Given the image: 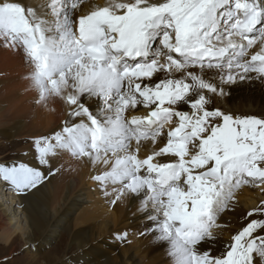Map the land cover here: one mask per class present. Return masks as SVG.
Here are the masks:
<instances>
[{
	"label": "snow or ice",
	"instance_id": "obj_1",
	"mask_svg": "<svg viewBox=\"0 0 264 264\" xmlns=\"http://www.w3.org/2000/svg\"><path fill=\"white\" fill-rule=\"evenodd\" d=\"M0 47L29 66L32 102L63 112L0 162L6 190L34 196L90 166L109 207L138 203L140 227L117 244L151 236L169 264H264V199L234 230L217 222L243 186L264 195V115L217 104L264 83V0H0Z\"/></svg>",
	"mask_w": 264,
	"mask_h": 264
},
{
	"label": "bare ground",
	"instance_id": "obj_2",
	"mask_svg": "<svg viewBox=\"0 0 264 264\" xmlns=\"http://www.w3.org/2000/svg\"><path fill=\"white\" fill-rule=\"evenodd\" d=\"M25 2L39 3L40 0ZM89 2L103 3V0ZM28 72L29 66L20 55L0 47V142L13 141L21 146L17 150L21 158L30 148L31 137L54 130L63 118L59 102L53 104L50 101L47 108H41L32 102L35 93L28 88V81L25 79ZM252 82L255 83L251 86L254 92L250 93L260 96L259 99L244 101L235 97L236 90L249 86L243 82L226 89L230 95L217 98L218 106L223 109H239V112L234 113L239 115H264V83L259 80ZM249 102L251 106L261 110L262 114L243 112V107H247ZM143 154L142 152L141 155ZM101 170L100 167L96 169L97 172ZM90 173V166H77L76 170L65 171L55 177L45 192L27 197L13 194L0 183V224H4L0 226V240L5 244L18 237L19 246L34 243L37 244L34 249H38L43 242H49L60 231V243H66L65 250L75 251L71 256L66 251L60 256V261L64 260V264H145V257L158 258L159 262L169 259L165 248L154 243L151 236H147L150 239L145 248L147 256L140 253L141 238L130 235L132 242L129 244H117L111 239L116 231L140 227L138 203L131 199L126 208L125 199L110 210L105 200L98 197L94 183L89 179ZM258 197L264 199L259 190L249 186H243L237 192L238 205L242 203L244 210L237 209V206L232 213L233 221L229 224L232 230L237 226L241 214L258 202ZM8 201L12 204L9 205ZM83 201L87 206L81 214L74 216ZM88 209L91 214H88ZM230 234L228 228L218 237L228 239ZM36 258L38 257L32 254L29 259ZM56 260L58 259H54Z\"/></svg>",
	"mask_w": 264,
	"mask_h": 264
},
{
	"label": "rangeland",
	"instance_id": "obj_3",
	"mask_svg": "<svg viewBox=\"0 0 264 264\" xmlns=\"http://www.w3.org/2000/svg\"><path fill=\"white\" fill-rule=\"evenodd\" d=\"M244 83H247L249 85V86L246 85L248 88L246 87V88L236 90L234 92L235 97H237V99L241 98V100H244V101L249 100V99L250 100L256 99V98L259 99L260 96H254V93H250V92H254V91H252V89L254 90V88H251V86H253V84H255V83H253L252 81L244 82ZM250 103L251 102H249L247 107L246 106L243 107L244 108L243 112L255 113L258 115L262 114L261 110L257 109V107L251 106L252 104H250ZM228 109L232 113L239 112V109H236L234 107L226 108V110H228ZM1 139L2 138L0 135V141H2ZM18 146L19 145L13 143V141H10L8 143L7 142H0V162L6 161V160L16 159L17 157H19V153L17 150H19V148L21 146H19V147ZM16 151H17V153H16ZM94 186L96 188V192L98 194V197H100V199L104 200L101 193L97 190V186L95 184H94ZM239 190H241V189H239ZM239 190L237 192H239ZM257 199L259 201L260 197H258ZM130 200H131L130 198H126V208L128 207ZM10 202L11 201H8L9 205L12 204ZM82 203H83V205L80 206V208L76 211L74 216L81 214L83 212L82 211L83 208L87 206L84 203V201ZM16 207H17V205H15V208ZM235 209L232 211H225V212L221 213L217 222L220 224L229 225L233 221V219H232L233 214L232 213L235 212ZM237 209L244 210L243 204L241 203L240 205H238ZM14 210L16 211V209H14ZM110 210H111V207H110ZM17 212H19V211H17ZM88 214H91L90 209H88ZM91 216H93V215H91ZM2 225H4V224H0V226H2ZM226 230H228V227H225L223 229L214 228L213 233L216 236H222L226 232ZM60 234H61V232L59 231L58 233H56L55 236H53V238L49 242H43L39 246L38 249H34V247H36L37 244H34V243L27 244V245H32V247H30L26 251H21L25 245L19 246V240H18L19 238L18 237H15L11 243H5L4 244V242L2 240H0V259H3L5 256L14 257V258L9 259L8 264H62L64 262V260L60 261V256H62L65 253V251L70 252V250L69 249L65 250L66 249L65 248L66 243L65 244H63L64 242L60 243ZM149 243H150L149 237L146 236V237L141 238V243L139 245V249L141 251L140 252L141 254H143V255L145 254V256H147L146 252H145V248L149 245ZM74 252H70L69 256H71ZM15 253H19V254H15ZM32 254L33 255L35 254L38 258H36L34 260H30L29 258ZM69 256H67V257H69ZM54 259H58V260L54 261ZM148 261H151V263H148ZM144 263L145 264H159V263L160 264H164V263L169 264V259H165L163 262H159L158 258L152 257V259H147L145 257ZM76 264H80V263H76ZM141 264H143V263H141Z\"/></svg>",
	"mask_w": 264,
	"mask_h": 264
}]
</instances>
